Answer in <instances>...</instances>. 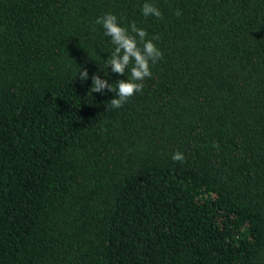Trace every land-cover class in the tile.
Segmentation results:
<instances>
[{
  "label": "trees",
  "instance_id": "1",
  "mask_svg": "<svg viewBox=\"0 0 264 264\" xmlns=\"http://www.w3.org/2000/svg\"><path fill=\"white\" fill-rule=\"evenodd\" d=\"M109 12L163 53L118 109ZM0 264H264V0H0Z\"/></svg>",
  "mask_w": 264,
  "mask_h": 264
},
{
  "label": "clouds",
  "instance_id": "2",
  "mask_svg": "<svg viewBox=\"0 0 264 264\" xmlns=\"http://www.w3.org/2000/svg\"><path fill=\"white\" fill-rule=\"evenodd\" d=\"M141 10L145 17L151 15L162 18L161 11L151 3H144ZM176 14L180 15L179 11ZM96 23L102 25L104 35L111 38V43L114 46L105 60V67L107 70L110 67L111 71L119 76H124L128 70L130 78L119 79L116 87L113 88L108 79H102L97 72L91 76L92 86L90 89L92 93H104L105 90L111 93L115 91L116 95L110 100V107L118 109L130 97L143 90V81L152 76L151 65L162 59L163 53L153 42L158 40L159 36L149 39L147 31L137 27L135 22H132L129 27L121 26L117 16L111 12L97 18ZM100 71L102 70L100 69ZM78 74L81 81L89 78L87 68L82 70L80 68ZM171 159L174 162L183 163L186 157L180 151H176L171 155Z\"/></svg>",
  "mask_w": 264,
  "mask_h": 264
}]
</instances>
